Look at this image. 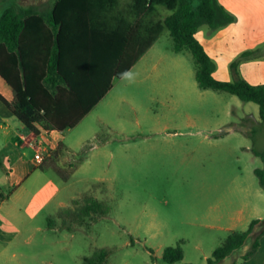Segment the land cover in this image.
Masks as SVG:
<instances>
[{
  "label": "rangeland",
  "instance_id": "374dc122",
  "mask_svg": "<svg viewBox=\"0 0 264 264\" xmlns=\"http://www.w3.org/2000/svg\"><path fill=\"white\" fill-rule=\"evenodd\" d=\"M13 1L25 3L0 0V14ZM204 26L203 32L210 28ZM173 46L166 29L64 133L65 147L93 148L83 161L82 151L65 162L64 151L62 162L55 161L61 174L52 170L50 177L61 193L32 224L21 218L13 245L4 246L12 236L8 226L0 229V264H83L102 249L109 251L107 264H171L163 260L164 250L180 242L184 257L172 264H208L232 230L246 231L252 220L264 218V189L254 174L263 162L252 152L264 149V125L252 121L260 119L258 105L199 88L192 54L177 55ZM240 60L234 61L238 68ZM87 198L102 201L109 213L72 221ZM31 233L34 239L25 244ZM244 254L236 250L220 264H264V239L259 260L247 261Z\"/></svg>",
  "mask_w": 264,
  "mask_h": 264
},
{
  "label": "trees",
  "instance_id": "16d2710c",
  "mask_svg": "<svg viewBox=\"0 0 264 264\" xmlns=\"http://www.w3.org/2000/svg\"><path fill=\"white\" fill-rule=\"evenodd\" d=\"M62 1L55 5L52 14L53 26H61L55 34L44 30L42 17L26 11L16 1L0 14V77L14 95L9 101L0 93V101L26 129L34 133H40L41 129L62 133L75 128L112 89V80L122 79L166 29L174 41V53L188 50L192 54L199 88L227 92L244 103L257 104L264 125V85H252L242 77L234 81L216 79V65L197 38L198 29L204 24L215 30L236 21L218 0H198L197 5L195 0H129L128 3L82 0L76 4L81 9H72L68 19L78 27L95 6L101 8L106 4V10L114 12L110 29L88 32L78 27L67 30L66 19L59 21ZM159 7L171 14L159 19ZM31 33H36L32 40ZM252 54L246 52L242 57ZM230 68L238 76V61ZM92 148L90 145L82 151L81 161ZM252 152L263 162V167L256 168L254 174L264 189V149L253 148ZM109 210L102 201L87 198L80 211L71 213L70 218L77 222V218L94 216L96 221ZM60 214L58 218L63 219ZM250 236L254 238L244 256L246 259L260 247L264 218L252 220L246 231H231L208 264L222 263L234 251L242 249ZM108 255L106 249L96 251L85 257L83 264H107ZM183 257L181 242L176 247H167L163 253V260L171 264Z\"/></svg>",
  "mask_w": 264,
  "mask_h": 264
},
{
  "label": "crops",
  "instance_id": "0c3cea01",
  "mask_svg": "<svg viewBox=\"0 0 264 264\" xmlns=\"http://www.w3.org/2000/svg\"><path fill=\"white\" fill-rule=\"evenodd\" d=\"M59 1L62 0H25L24 4L18 3L31 14L42 17L46 26L44 30L55 34L61 29V26H53L52 14L55 5ZM81 1L63 0V3H61L58 17L59 21L66 19L64 21L67 23L65 27L67 30L78 27L74 21L68 19L71 17L70 11L72 9H81L80 6L76 5L77 2ZM124 1L129 2V0ZM218 2L236 17V21L215 30L209 28L204 32L201 31V28L205 27L203 25L200 26L197 32L198 40L216 65L215 78L222 81H234L241 76L252 85H264V0H218ZM98 6L92 8V14L87 15V20L81 22L78 29L88 32L89 30H108L113 26V10L112 12L107 11L106 4L101 8H98ZM158 11L159 19L169 15L163 14L160 7ZM35 34H30L31 40ZM156 43L137 61L130 71L143 60ZM246 52H253L254 54L242 58V55ZM240 57L241 63L238 68V76H235L230 66ZM114 80H112V88ZM0 93L9 101L14 98L12 89L1 77ZM252 121L258 123L260 119L254 116ZM67 131L60 133L55 130L46 131V129H41L40 134L46 138L48 155L44 163L38 166L33 161V151L29 144L31 139L25 140L23 138L27 129L0 101V191L2 193L0 195V229H4L7 225L12 234L8 242L4 243V246L13 245L15 240L20 238L18 236H20L21 230L17 228L16 224L21 221V218H26L29 224H32L42 209L49 207L61 193V188L50 177V171L52 170H56L61 174L59 165L55 161L61 163L64 158L62 153L65 151L67 152L65 162L66 158L77 156L86 146L84 145L83 148L65 147L63 140L65 138L64 133ZM247 132L256 144L258 139L252 134L253 129L249 127ZM63 206H65L64 203L56 205L58 208ZM31 229L40 231L41 228L32 227ZM34 235L31 233L26 236L24 239L25 244H29L30 240L34 239ZM263 239L264 236L260 239V247L257 252L247 261L252 262L255 258L258 260L261 258L259 254ZM251 244L246 243L242 248L245 254L250 249ZM13 255L15 256V254ZM234 260L233 258L232 262Z\"/></svg>",
  "mask_w": 264,
  "mask_h": 264
},
{
  "label": "built area",
  "instance_id": "2783aa9c",
  "mask_svg": "<svg viewBox=\"0 0 264 264\" xmlns=\"http://www.w3.org/2000/svg\"><path fill=\"white\" fill-rule=\"evenodd\" d=\"M49 131V130H46ZM25 140H29L30 147L33 151V161L36 165H41L44 163L48 155V147L46 145V138L40 133H34L27 129V132L23 135ZM0 191V195H1Z\"/></svg>",
  "mask_w": 264,
  "mask_h": 264
}]
</instances>
